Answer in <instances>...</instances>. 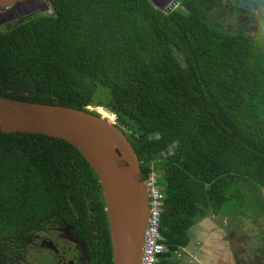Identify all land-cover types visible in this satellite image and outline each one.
Instances as JSON below:
<instances>
[{
    "label": "trees",
    "instance_id": "obj_1",
    "mask_svg": "<svg viewBox=\"0 0 264 264\" xmlns=\"http://www.w3.org/2000/svg\"><path fill=\"white\" fill-rule=\"evenodd\" d=\"M227 2L182 0L163 12L150 0H49L52 13L0 30V96L97 115L89 107L100 104L145 179L160 172V264H177L198 219L264 187V35L232 21ZM105 207L71 144L0 130L1 264L11 228L22 240L50 222L75 225L93 264H113Z\"/></svg>",
    "mask_w": 264,
    "mask_h": 264
},
{
    "label": "water",
    "instance_id": "obj_2",
    "mask_svg": "<svg viewBox=\"0 0 264 264\" xmlns=\"http://www.w3.org/2000/svg\"><path fill=\"white\" fill-rule=\"evenodd\" d=\"M23 1L29 0H0V11ZM173 1L166 12L178 8L182 0ZM150 2L162 10L153 0ZM0 130L45 135L75 147L102 186L114 264H141L150 216L148 187L133 144L113 120L71 107L0 96ZM189 236L191 241L184 250L189 256L180 264H220L221 256L223 264H233L213 217L197 222ZM191 255L197 257V262L191 260Z\"/></svg>",
    "mask_w": 264,
    "mask_h": 264
},
{
    "label": "flooded vegetation",
    "instance_id": "obj_3",
    "mask_svg": "<svg viewBox=\"0 0 264 264\" xmlns=\"http://www.w3.org/2000/svg\"><path fill=\"white\" fill-rule=\"evenodd\" d=\"M226 1H228L227 8L235 9V14L230 16L232 21L240 22L253 35L257 33L264 35V0ZM27 4L40 8L36 0H29L1 10L0 16L3 13L6 15L0 18V30L15 29L32 17L48 14L35 10L28 11L26 7L20 9L19 14L14 15L16 9ZM241 203L236 204L227 214L212 213L206 216L213 217L215 224L222 230L221 243L225 244L231 253L233 264H264V187L251 189L248 201ZM202 219H198L193 226ZM190 229L187 246L191 241ZM10 235L8 254L3 256L7 261L2 264L94 263L89 242L83 238L82 232L75 225L58 222L43 223L34 230H29L22 240L16 239L13 228ZM187 246L171 260L177 264L183 262L185 257L189 256L184 251ZM219 253L222 255V252ZM0 255L2 256L1 253ZM221 257L218 261L223 264ZM193 259L197 262L196 256Z\"/></svg>",
    "mask_w": 264,
    "mask_h": 264
},
{
    "label": "built area",
    "instance_id": "obj_4",
    "mask_svg": "<svg viewBox=\"0 0 264 264\" xmlns=\"http://www.w3.org/2000/svg\"><path fill=\"white\" fill-rule=\"evenodd\" d=\"M160 172L152 170L146 179L149 193L150 216L144 233L141 264H160L167 252L162 236V218L166 206V193L160 183ZM179 254V252H175Z\"/></svg>",
    "mask_w": 264,
    "mask_h": 264
},
{
    "label": "rangeland",
    "instance_id": "obj_5",
    "mask_svg": "<svg viewBox=\"0 0 264 264\" xmlns=\"http://www.w3.org/2000/svg\"><path fill=\"white\" fill-rule=\"evenodd\" d=\"M36 4H40V8H36V7H33V6H31V4H27V6H21V7H19L18 9H16L14 12H15V14L14 15H17V14H19L20 13V9H26V7H27V10L28 11H30V10H35L36 12H47V13H52V10H51V7H50V3H49V1L48 0H36ZM22 13V12H21ZM2 16H0V18H2V17H4L5 15H6V13H3V14H1ZM9 16L11 15V13L10 14H8ZM7 17V16H6ZM91 110H93V111H95V112H97V113H99L98 112V110H99V108H103L100 104L99 105H97V106H91V107H89ZM105 109V108H104ZM106 110V109H105ZM107 111V110H106ZM107 112H109V111H107ZM110 113V112H109ZM114 121H116V117H115V120Z\"/></svg>",
    "mask_w": 264,
    "mask_h": 264
},
{
    "label": "clouds",
    "instance_id": "obj_6",
    "mask_svg": "<svg viewBox=\"0 0 264 264\" xmlns=\"http://www.w3.org/2000/svg\"><path fill=\"white\" fill-rule=\"evenodd\" d=\"M174 2V1H173ZM173 2H171V0H158L157 1V4L159 5L158 7H160V8H162V10L161 11H163V12H166V9L173 3ZM155 7V6H154ZM156 8V7H155ZM160 10V9H159ZM171 11V10H170ZM90 109V108H89ZM91 110V109H90ZM93 111V110H92ZM95 112V111H94ZM111 113V112H110ZM113 114V113H112ZM115 117H116V115H115ZM116 119H117V117H116ZM114 121V120H113ZM114 122H116V121H114Z\"/></svg>",
    "mask_w": 264,
    "mask_h": 264
},
{
    "label": "crops",
    "instance_id": "obj_7",
    "mask_svg": "<svg viewBox=\"0 0 264 264\" xmlns=\"http://www.w3.org/2000/svg\"><path fill=\"white\" fill-rule=\"evenodd\" d=\"M153 1L157 4V1H158V0H153ZM157 5H158V4H157ZM158 6H159V5H158ZM194 257H195V256L191 255V257H190L191 260H194V259H193ZM187 262L190 263L189 261H187Z\"/></svg>",
    "mask_w": 264,
    "mask_h": 264
},
{
    "label": "bare ground",
    "instance_id": "obj_8",
    "mask_svg": "<svg viewBox=\"0 0 264 264\" xmlns=\"http://www.w3.org/2000/svg\"><path fill=\"white\" fill-rule=\"evenodd\" d=\"M98 114H100V113H98ZM104 116V115H103ZM105 118H108V117H106V116H104ZM108 119H110V118H108ZM110 120H112V119H110Z\"/></svg>",
    "mask_w": 264,
    "mask_h": 264
}]
</instances>
